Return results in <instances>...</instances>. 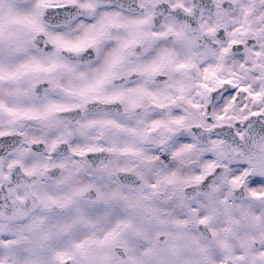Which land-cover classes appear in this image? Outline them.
I'll return each mask as SVG.
<instances>
[{"label":"snow or ice","instance_id":"snow-or-ice-1","mask_svg":"<svg viewBox=\"0 0 264 264\" xmlns=\"http://www.w3.org/2000/svg\"><path fill=\"white\" fill-rule=\"evenodd\" d=\"M0 264H264V0H0Z\"/></svg>","mask_w":264,"mask_h":264}]
</instances>
